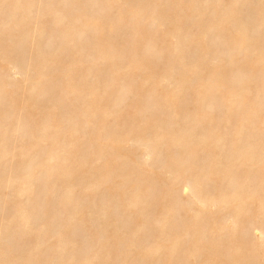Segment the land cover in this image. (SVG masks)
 I'll list each match as a JSON object with an SVG mask.
<instances>
[{
	"label": "rangeland",
	"instance_id": "rangeland-1",
	"mask_svg": "<svg viewBox=\"0 0 264 264\" xmlns=\"http://www.w3.org/2000/svg\"><path fill=\"white\" fill-rule=\"evenodd\" d=\"M263 237L264 0H0V264H264Z\"/></svg>",
	"mask_w": 264,
	"mask_h": 264
},
{
	"label": "bare ground",
	"instance_id": "bare-ground-1",
	"mask_svg": "<svg viewBox=\"0 0 264 264\" xmlns=\"http://www.w3.org/2000/svg\"><path fill=\"white\" fill-rule=\"evenodd\" d=\"M193 194V193H192ZM192 197L195 199V201H197L198 202V200H197V198H196V196L193 194L192 195ZM5 201V200H4ZM233 226H235V223L233 224ZM13 239V238H12ZM263 239V242H264V237L262 238Z\"/></svg>",
	"mask_w": 264,
	"mask_h": 264
}]
</instances>
